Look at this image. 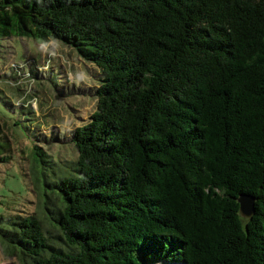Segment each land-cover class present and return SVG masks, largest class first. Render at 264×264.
I'll return each instance as SVG.
<instances>
[{
	"label": "trees",
	"instance_id": "obj_1",
	"mask_svg": "<svg viewBox=\"0 0 264 264\" xmlns=\"http://www.w3.org/2000/svg\"><path fill=\"white\" fill-rule=\"evenodd\" d=\"M13 35L57 39L98 77L95 110L70 135L77 158L58 167L55 195L44 183L42 217L0 230L5 252L24 264H264V0H0V38ZM31 148L35 189L39 164L57 163ZM240 193L254 197L248 218Z\"/></svg>",
	"mask_w": 264,
	"mask_h": 264
},
{
	"label": "rangeland",
	"instance_id": "obj_2",
	"mask_svg": "<svg viewBox=\"0 0 264 264\" xmlns=\"http://www.w3.org/2000/svg\"><path fill=\"white\" fill-rule=\"evenodd\" d=\"M0 48V66L7 72L0 76V121H3L0 124L11 140L9 151L0 150V156L7 155V159L0 160V230H12L13 221L21 217L44 215L43 206H50L41 192L44 183L47 191L54 190L55 195L57 187L52 184L62 176L58 167L62 163L73 164L77 158L78 151L70 135L95 110L91 89L96 87L98 73L74 49L57 39L41 43L31 36L13 35L0 38ZM31 66L36 71L33 76L29 72ZM36 135L41 138L37 140ZM35 142L57 164L50 167L39 164L40 179L34 189L30 168L31 147ZM41 220L47 235L54 234L46 217ZM0 264H24L18 255L5 252L1 237Z\"/></svg>",
	"mask_w": 264,
	"mask_h": 264
},
{
	"label": "water",
	"instance_id": "obj_3",
	"mask_svg": "<svg viewBox=\"0 0 264 264\" xmlns=\"http://www.w3.org/2000/svg\"><path fill=\"white\" fill-rule=\"evenodd\" d=\"M239 203V214L245 218L250 217L254 212V197L246 193L237 196Z\"/></svg>",
	"mask_w": 264,
	"mask_h": 264
},
{
	"label": "crops",
	"instance_id": "obj_4",
	"mask_svg": "<svg viewBox=\"0 0 264 264\" xmlns=\"http://www.w3.org/2000/svg\"><path fill=\"white\" fill-rule=\"evenodd\" d=\"M7 74V72L6 71H4V69L2 68V70H1V75L2 76H4V75H6ZM11 74V73H10ZM10 77H12V74H11V76ZM8 78V77H7ZM9 79V78H8Z\"/></svg>",
	"mask_w": 264,
	"mask_h": 264
}]
</instances>
